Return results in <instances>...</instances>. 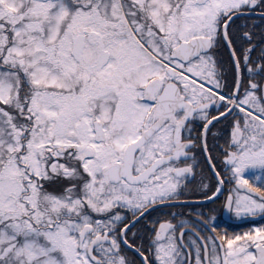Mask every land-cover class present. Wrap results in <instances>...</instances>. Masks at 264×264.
Instances as JSON below:
<instances>
[{
  "label": "snow or ice",
  "instance_id": "6c2138e0",
  "mask_svg": "<svg viewBox=\"0 0 264 264\" xmlns=\"http://www.w3.org/2000/svg\"><path fill=\"white\" fill-rule=\"evenodd\" d=\"M0 264H264V0H0Z\"/></svg>",
  "mask_w": 264,
  "mask_h": 264
}]
</instances>
